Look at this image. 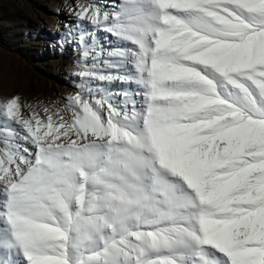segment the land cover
I'll return each instance as SVG.
<instances>
[{"label": "snow or ice", "instance_id": "snow-or-ice-1", "mask_svg": "<svg viewBox=\"0 0 264 264\" xmlns=\"http://www.w3.org/2000/svg\"><path fill=\"white\" fill-rule=\"evenodd\" d=\"M69 11L77 91L0 100V264H264V0Z\"/></svg>", "mask_w": 264, "mask_h": 264}, {"label": "rangeland", "instance_id": "rangeland-1", "mask_svg": "<svg viewBox=\"0 0 264 264\" xmlns=\"http://www.w3.org/2000/svg\"><path fill=\"white\" fill-rule=\"evenodd\" d=\"M62 1L77 2L0 0V100L18 95L33 105L47 104L77 91L79 78L71 73L77 70L80 46L64 40L66 30L58 34L56 24L43 21L53 16L52 5ZM80 2L102 5L99 0Z\"/></svg>", "mask_w": 264, "mask_h": 264}, {"label": "bare ground", "instance_id": "bare-ground-1", "mask_svg": "<svg viewBox=\"0 0 264 264\" xmlns=\"http://www.w3.org/2000/svg\"><path fill=\"white\" fill-rule=\"evenodd\" d=\"M99 2L107 6H111L115 0H99ZM69 3L67 2H57L54 3L52 5V7L54 8L53 12V16L51 18L49 17H42L44 18L43 21L45 20L47 22V24H49V26L51 25H55L57 27L54 26V31L56 28V32L59 34V32H61L62 30L65 31L67 27L72 26V21L73 20V16L71 15L69 8H70ZM76 22V21H75ZM96 41L98 45H103L105 48L110 47L109 42L112 41L114 42V38L111 37L109 34L100 31L96 33Z\"/></svg>", "mask_w": 264, "mask_h": 264}]
</instances>
